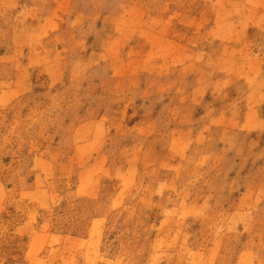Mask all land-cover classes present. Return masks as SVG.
<instances>
[{"label":"rangeland","instance_id":"obj_1","mask_svg":"<svg viewBox=\"0 0 264 264\" xmlns=\"http://www.w3.org/2000/svg\"><path fill=\"white\" fill-rule=\"evenodd\" d=\"M0 264H264V0H0Z\"/></svg>","mask_w":264,"mask_h":264},{"label":"crops","instance_id":"obj_2","mask_svg":"<svg viewBox=\"0 0 264 264\" xmlns=\"http://www.w3.org/2000/svg\"><path fill=\"white\" fill-rule=\"evenodd\" d=\"M147 60V59H146ZM141 61V64H142V60H140Z\"/></svg>","mask_w":264,"mask_h":264}]
</instances>
